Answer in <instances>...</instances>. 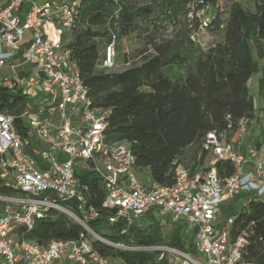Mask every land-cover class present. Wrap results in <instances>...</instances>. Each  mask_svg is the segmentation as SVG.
Returning <instances> with one entry per match:
<instances>
[{
    "label": "built area",
    "instance_id": "2783aa9c",
    "mask_svg": "<svg viewBox=\"0 0 264 264\" xmlns=\"http://www.w3.org/2000/svg\"><path fill=\"white\" fill-rule=\"evenodd\" d=\"M238 1H223V6ZM116 3L114 17L121 10ZM134 3L151 6L150 1ZM25 4L26 12L18 15ZM206 6L204 0H188L184 13L173 21L181 22L190 42L201 44L198 36L209 27ZM79 12V0H8L0 7V68L16 56L20 64L35 70L0 81V93L9 94L0 108V183L10 189L0 193V264H111L93 249L88 236L122 251H160V258L165 256L171 264H247L249 232L242 229L233 236L234 218L222 215V208L231 207L247 192L250 196L242 207L250 200L264 204V163L236 147L245 140L246 119L208 132L193 162L175 159L171 185H142L136 178L131 143L106 142L109 110L92 105L67 43L47 34V28L57 23L61 35L70 37ZM171 26L167 24L164 31L167 40ZM116 43L110 31L99 69L116 70ZM25 151L39 156L49 169L40 171ZM218 163L231 164L234 173L221 179ZM83 174L98 179L104 192L102 208L114 211L107 215L108 225L121 223L124 232L132 226L144 227L152 217H168L183 224L186 242L193 239L194 251L166 245L126 246L97 235L88 222L99 212L89 204L90 189L81 180ZM50 211L78 224L83 230L79 239L45 245L26 239L35 222Z\"/></svg>",
    "mask_w": 264,
    "mask_h": 264
},
{
    "label": "trees",
    "instance_id": "16d2710c",
    "mask_svg": "<svg viewBox=\"0 0 264 264\" xmlns=\"http://www.w3.org/2000/svg\"><path fill=\"white\" fill-rule=\"evenodd\" d=\"M79 1L77 26L66 47L92 105L109 110L106 142H130L136 167L149 172L151 183L171 185L173 162L185 158L188 148L195 146V159L208 132L225 130L229 122L253 118L255 109L247 84L260 69L258 61L264 59V2L255 0L253 11L233 4L224 23L223 41L207 50L193 49L188 53L184 43L175 44L164 38L167 24L178 25L185 35L181 22L173 21L184 13L188 0H143L151 2L145 7H137L134 0H117L121 5L117 17L116 0ZM217 19L218 16L211 18L209 26L217 25ZM110 31L117 42L128 34L142 37L136 64L130 65L123 53L125 69L98 68ZM258 94L264 112V73L258 80ZM4 104L2 96L0 108ZM216 169L221 179L234 173L229 163H218ZM81 180L89 186V204L99 212L88 226L100 237L126 246L166 245L194 251L193 239L186 242L184 226L178 222H174L167 242L155 217L150 218L147 227L132 226L124 232L121 223L108 225L107 215L114 211L102 208L104 192L98 179L83 174ZM9 192L0 183V193ZM223 209H227L224 216L234 218L233 236L242 229L249 232L246 263L264 264V204L250 200L246 207ZM102 226L110 228L111 234H102ZM82 233L81 227L65 214L50 211L35 222L25 238L45 245L52 240H77ZM87 239L94 250L121 264H171L165 256L160 258V251H122L91 236Z\"/></svg>",
    "mask_w": 264,
    "mask_h": 264
},
{
    "label": "rangeland",
    "instance_id": "374dc122",
    "mask_svg": "<svg viewBox=\"0 0 264 264\" xmlns=\"http://www.w3.org/2000/svg\"><path fill=\"white\" fill-rule=\"evenodd\" d=\"M229 2L230 0H215L214 4H208L206 6V15L209 17V19L213 18L214 16H218V19L215 22H218L217 25L214 26H209L203 33H201L198 36L199 43L201 44H196L193 42L189 41V38L187 36V33L185 32V35L182 34L180 31V28L177 26L172 25L171 28V34H170V40L172 42H175V44L178 42L184 43V48L185 50L189 53V51L193 49H200V45H203L204 50H207L211 47H213L217 43H221L223 41V27L224 23L227 21L228 16H229V8H225L224 2ZM255 0H239L238 4L241 6L242 9L248 10V11H253L254 9V4ZM182 26V25H181ZM57 32H61V29L57 27ZM68 35L63 34L62 43L66 44L68 42ZM70 38V37H69ZM142 40V37L136 35V34H128L127 36H120V39L116 43L117 46L115 48V63H116V69L121 70L125 69L126 67L123 64V53L127 54V58L130 61V65L136 64L137 63V50L140 48L141 44L140 41ZM177 43V44H178ZM104 48V44H102V49ZM103 51V50H102ZM254 53V50H252ZM255 56V54H254ZM256 58V56H255ZM257 60V59H256ZM259 66L261 71L257 72L252 76V83L249 87V94L253 98L254 106L257 109L256 112H258L260 106V97L258 94V79L261 77V72H263L264 68V59L262 61H258ZM21 68L17 69H10L8 66L3 67L0 69V81L2 80L3 77L7 76H12L13 74L17 73L20 74ZM175 71L176 69L173 68ZM1 97V93H0ZM262 115V114H261ZM194 152H195V146L190 147L186 150L184 157L190 161H194ZM27 155H30L31 158L35 161L37 167L39 168L40 171L46 172L49 169V165L45 162H42L39 156L32 155L29 151H25ZM264 155V152H263ZM136 178L142 185H146L150 182V177H149V172L146 169H138L136 172ZM245 195V194H244ZM246 196H250V193L247 192ZM264 199V196L262 197ZM239 204H237L238 206ZM236 206V207H237ZM227 212V209L222 210V215L224 216L225 213ZM159 222V229L160 233L164 237V241H168V237L172 230L174 229V221L171 218H160L158 219ZM150 224V220L145 222L144 227H147ZM142 227V228H144ZM111 229L108 228L107 226H102L100 228V232L105 235L111 234ZM187 245V243H185ZM111 264H121L120 261L118 260H111Z\"/></svg>",
    "mask_w": 264,
    "mask_h": 264
},
{
    "label": "crops",
    "instance_id": "0c3cea01",
    "mask_svg": "<svg viewBox=\"0 0 264 264\" xmlns=\"http://www.w3.org/2000/svg\"><path fill=\"white\" fill-rule=\"evenodd\" d=\"M34 1H36L37 3H41V0H34ZM7 2H8V0H0V7H4L7 4ZM27 7H28L27 4L23 5L18 15L23 16L27 10ZM57 27H59L57 23H54L51 26H49L47 28V34L49 36H52V37H57L61 40L63 38V35H61V33L57 32ZM26 37H29V34H26ZM69 39L70 38L68 37V41H69ZM0 55H1V53H0ZM5 57H7V56H5ZM7 59L9 60V63H6L3 67L8 66L10 69H13V70L17 69V68H19V69L21 68L20 74H18V75H30V74L35 73L34 66H32L30 64H20V62L16 56H11ZM12 65H13V67H12ZM2 68H0V69H2ZM259 71H261V69H259ZM262 71L263 72H261V77L263 76L264 68ZM15 74H17V73H15ZM8 77H11V76H8ZM251 83H252V77L249 79L248 84H247L248 94H249V87H250ZM257 86H258V83H257ZM2 96L6 97V96H9V94L7 95V94H4L3 92H1V97ZM249 96L251 97V99L253 101L252 96L250 94H249ZM253 104H254V102H253ZM260 106L261 107H259V105H258V108H259L258 112H256L257 109L254 106L255 111L253 114V118H251V119L246 118L247 132H246L245 140L241 144V147L238 146L236 143V147L240 152L245 153L246 155H250L251 153H254L255 159L257 161L264 163V155H263V152H264V112L262 110L263 104H262L261 98H260ZM149 183H151V181ZM241 196L243 198H240V199L237 198L236 199L237 203L235 202V204L232 205L230 208H232V207L237 208V209L242 208L241 205L246 200V197L244 195H241ZM237 204H239V205L237 206Z\"/></svg>",
    "mask_w": 264,
    "mask_h": 264
}]
</instances>
